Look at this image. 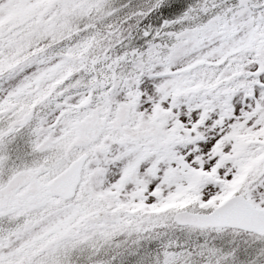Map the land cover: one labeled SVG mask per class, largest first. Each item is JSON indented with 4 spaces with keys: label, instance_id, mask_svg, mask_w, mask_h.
<instances>
[{
    "label": "snow or ice",
    "instance_id": "obj_1",
    "mask_svg": "<svg viewBox=\"0 0 264 264\" xmlns=\"http://www.w3.org/2000/svg\"><path fill=\"white\" fill-rule=\"evenodd\" d=\"M0 264H264V0H0Z\"/></svg>",
    "mask_w": 264,
    "mask_h": 264
}]
</instances>
